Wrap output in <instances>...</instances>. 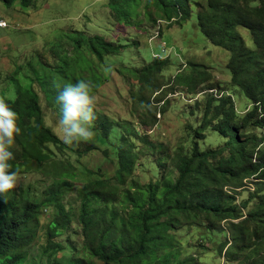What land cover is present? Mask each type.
Masks as SVG:
<instances>
[{"label": "rangeland", "instance_id": "rangeland-1", "mask_svg": "<svg viewBox=\"0 0 264 264\" xmlns=\"http://www.w3.org/2000/svg\"><path fill=\"white\" fill-rule=\"evenodd\" d=\"M31 1V6L23 8L19 2L8 7L0 0V20L9 23V28H0V95L14 89L18 98V83L31 86L40 96L45 125L58 138V92L45 93L38 78L44 73L39 68L28 70V64L42 54L52 62L51 47L62 42L73 44L79 33L104 36L109 42L127 45L125 51L109 57L104 64L85 48L75 54L70 46L65 58L73 61L75 79L94 85L98 117L92 126L95 137L91 142L71 146L47 143L41 148L45 157L42 163L28 155L25 164L20 157L22 147L16 141L13 151L21 171L18 186L7 194L9 201L22 189L40 200L54 182L67 183L61 199L68 215L67 226L62 227L54 207H42L31 225L33 239L25 248L26 257L21 264H50L54 260L68 263L76 259H83L85 264H102L87 250L78 220L86 187L95 179L106 181L114 195L108 210L112 208L118 218L124 217L126 209L130 212L128 202L124 207L128 193H134L135 188L144 191L155 182L161 188L175 180L177 157L190 152L193 140L202 150L224 144L226 139L211 128L203 132V139L194 135L209 99L230 96L237 122L252 110V105L241 89L231 83L229 53L214 46L198 26V5H205L206 0H189L191 17L179 24L162 21L153 6L148 10L149 0H138L140 6H132L122 20L110 5L112 0ZM238 32L247 47L254 49L250 34L244 29ZM167 58L169 67L153 78L151 88L138 81L135 71L151 66L155 59ZM55 81L66 85L60 78ZM252 131L260 133L254 128ZM88 147L91 150L85 151ZM126 150L130 151L134 165L130 173L120 176L119 154ZM146 200L145 195L143 203ZM0 201H5L2 196ZM117 220L119 230L121 221ZM204 237L211 240L203 245L200 240ZM224 240V234L197 231L190 225L174 231L179 257H196L200 264H234L219 254Z\"/></svg>", "mask_w": 264, "mask_h": 264}, {"label": "trees", "instance_id": "trees-1", "mask_svg": "<svg viewBox=\"0 0 264 264\" xmlns=\"http://www.w3.org/2000/svg\"><path fill=\"white\" fill-rule=\"evenodd\" d=\"M1 1L8 7L18 2L23 8L32 4L31 0ZM188 4L189 0H149L146 8L150 10L153 6L162 21L179 24L191 17ZM110 5L122 20L132 6H140V1L112 0ZM198 6L199 28L214 46L229 53L227 68L231 83L241 89L251 102L252 110L237 122L230 96L209 99L194 135L203 139V132L211 128L226 139L224 144L202 150L196 139L193 140L190 152L177 157L175 180L161 188L155 182L144 191L135 188L134 193H128L124 207L130 204V212L126 209L124 217L118 218L112 208L108 210L114 195L106 181L95 179L86 187L78 220L87 250L102 264H200L196 257L180 258L176 251L174 231L187 225L197 231L224 234L219 254L229 262L264 264V0H206L205 5ZM239 29L250 34L254 49L247 47ZM70 46L75 54L85 48L101 64L127 49V45L109 42L104 36L91 37L83 33L78 34L73 44H55L51 47L52 62L42 54L27 68H39L44 73L38 78L45 86V93L59 92L63 88L55 78L66 84L77 80L71 65L73 61L65 58ZM168 67V58L155 59L151 66L135 73L142 85L151 88L153 78ZM9 103L20 117L22 134L16 141L22 147V164L28 155L42 163L45 157L41 148L47 143L64 146L45 125L40 96L31 86L23 87L18 83V98ZM252 128L260 133H254ZM88 148L85 151L91 150ZM11 163L14 168L19 167L18 161ZM118 164L120 176L130 173L134 162L129 150L119 154ZM66 185L63 181L54 182L40 200L30 196L29 191L19 189L9 201H0L2 264L22 263L25 248L33 239L31 225L42 207H54L61 217L62 227L67 226L68 215L61 204ZM145 195L147 200L143 203ZM107 211L109 219L106 220ZM117 219L121 221L119 230ZM209 240L204 237L200 242L204 245ZM50 264L85 263L83 259H76L68 263L54 260Z\"/></svg>", "mask_w": 264, "mask_h": 264}, {"label": "clouds", "instance_id": "clouds-1", "mask_svg": "<svg viewBox=\"0 0 264 264\" xmlns=\"http://www.w3.org/2000/svg\"><path fill=\"white\" fill-rule=\"evenodd\" d=\"M59 88V86H57ZM94 85L83 79L68 83L59 90L57 102L60 116L57 121L58 135L66 145L91 142L95 137L93 124L97 120V98L93 94ZM17 99L15 90L0 95V196L7 202V194L18 186L20 168L13 166V151L17 137L22 134L19 114L12 103Z\"/></svg>", "mask_w": 264, "mask_h": 264}, {"label": "built area", "instance_id": "built-area-1", "mask_svg": "<svg viewBox=\"0 0 264 264\" xmlns=\"http://www.w3.org/2000/svg\"><path fill=\"white\" fill-rule=\"evenodd\" d=\"M0 28H9V23L4 19L0 20Z\"/></svg>", "mask_w": 264, "mask_h": 264}]
</instances>
